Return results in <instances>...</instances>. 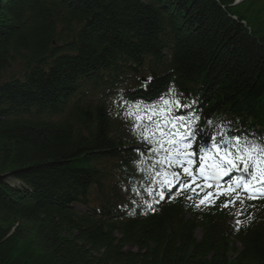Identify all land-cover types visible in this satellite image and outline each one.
<instances>
[{
    "label": "trees",
    "instance_id": "1",
    "mask_svg": "<svg viewBox=\"0 0 264 264\" xmlns=\"http://www.w3.org/2000/svg\"><path fill=\"white\" fill-rule=\"evenodd\" d=\"M161 97L264 138V0H0V264H264V196L159 199Z\"/></svg>",
    "mask_w": 264,
    "mask_h": 264
},
{
    "label": "snow or ice",
    "instance_id": "2",
    "mask_svg": "<svg viewBox=\"0 0 264 264\" xmlns=\"http://www.w3.org/2000/svg\"><path fill=\"white\" fill-rule=\"evenodd\" d=\"M169 91L174 96L178 95L175 89ZM161 100L165 107L161 110L162 115L159 120L154 119L157 111L154 107L146 106L141 109L137 104L136 111L144 112V115L135 116L137 123L132 129L134 134L140 130V139L146 145L144 150L152 154L151 172L148 173L150 183H157V178L162 177L159 180L161 190L157 193L159 199H165V188L169 189L168 198H172L171 190H175L176 194L190 191L198 195L205 189L212 188L211 183H205L203 187L197 183L198 180H207L205 170L209 167L207 163L209 153H213L216 160L211 166L218 170L222 179L227 177L232 182L223 190L216 186V191L208 192L195 205L196 207L211 202L220 195L232 197L222 205L225 209L234 207L237 201L243 204L242 193L247 199L264 196V138L251 142L246 138L242 141L239 133L213 125L212 121H206L207 125H212L215 129L213 134L209 127L200 128L198 115L190 112L185 115L176 114L177 109L190 110L192 104H181L180 100L176 99L169 108L167 106L170 101L163 97ZM127 116L131 118L133 112H128ZM197 137H200V147L194 150ZM205 137L209 138L208 142H205ZM135 151L141 156L144 154L141 148ZM135 163L140 165L145 163V160H136ZM137 170L141 173L147 171L139 167ZM186 177L187 182H185ZM132 190L136 191L134 187ZM146 191L151 195L154 190L149 187ZM188 199L191 200L192 196ZM237 223L240 221L238 220Z\"/></svg>",
    "mask_w": 264,
    "mask_h": 264
},
{
    "label": "rangeland",
    "instance_id": "3",
    "mask_svg": "<svg viewBox=\"0 0 264 264\" xmlns=\"http://www.w3.org/2000/svg\"><path fill=\"white\" fill-rule=\"evenodd\" d=\"M18 68H19V66L17 64H12L11 68L8 69L7 71H5V73L3 75L5 77H8L9 74H11V73H17V69ZM217 174H219V172H217ZM208 183H212V185H213V188L214 189H212V192H215L216 191V186H219L221 189L223 188V187L220 186L221 185L220 183H217V182H214V183L213 182H208Z\"/></svg>",
    "mask_w": 264,
    "mask_h": 264
},
{
    "label": "bare ground",
    "instance_id": "4",
    "mask_svg": "<svg viewBox=\"0 0 264 264\" xmlns=\"http://www.w3.org/2000/svg\"><path fill=\"white\" fill-rule=\"evenodd\" d=\"M225 178H227V177H225Z\"/></svg>",
    "mask_w": 264,
    "mask_h": 264
}]
</instances>
